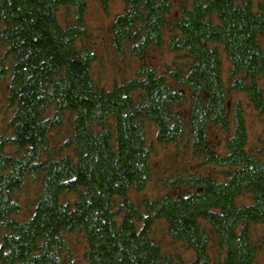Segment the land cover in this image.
<instances>
[{
    "label": "trees",
    "instance_id": "trees-1",
    "mask_svg": "<svg viewBox=\"0 0 264 264\" xmlns=\"http://www.w3.org/2000/svg\"><path fill=\"white\" fill-rule=\"evenodd\" d=\"M95 1L108 11L109 0ZM124 3L110 42L139 62L133 77L106 86L94 77L95 52L78 44L87 0H0V77L11 109L0 132V264H73V233L85 243V264H212L202 222L222 252L217 264H254L249 228L264 225V139L252 153L246 108L264 116V0H187L172 20V0ZM61 6L73 21L59 22ZM162 45L183 55L181 68L144 64ZM65 118L59 149L67 153L55 157L50 140ZM144 122L158 143L182 140L221 178L176 175L165 194L135 201L130 193L151 178ZM215 127L220 148L210 144ZM26 182L36 190L21 215ZM159 220L191 257L162 252L152 234Z\"/></svg>",
    "mask_w": 264,
    "mask_h": 264
},
{
    "label": "rangeland",
    "instance_id": "rangeland-1",
    "mask_svg": "<svg viewBox=\"0 0 264 264\" xmlns=\"http://www.w3.org/2000/svg\"><path fill=\"white\" fill-rule=\"evenodd\" d=\"M187 0H172L171 11L167 14L168 20H172L178 15L179 5L186 3ZM124 0H109L107 12H103L95 0H87L86 13L84 15L85 36L78 40L79 46H88L95 52L96 60L93 63V73L96 81L100 84L109 86L113 81H121L133 77L136 65L139 62L132 56L127 47L121 51L114 49L110 42L108 26L116 13L124 8ZM57 18L60 23L73 21V13L69 6H61L57 11ZM167 36H165V40ZM264 43V38L261 40ZM264 47V46H263ZM5 48L0 44V58ZM183 55L178 52H169L165 45L160 47H151L143 55L142 61L148 66H153L158 70L166 65L174 69L181 68L185 62ZM1 60V59H0ZM7 79L0 77V132L5 128L6 122L11 116V109L6 105L5 84ZM260 84L264 86V75L260 78ZM264 88V87H263ZM231 100L243 99L242 94H232ZM244 103V102H243ZM246 107V104H245ZM188 108L185 102L176 107L177 112L184 114ZM246 123L248 130L247 146L252 153H257L264 139V116L258 115L250 108H246ZM69 123L65 118L62 126L53 132L50 143L51 152L55 157L62 156L67 151L59 149L63 144L68 131ZM144 130L147 141L151 146V156L149 159L151 178L146 187L141 192H131L130 195L135 201L144 198L154 199L165 194L168 190V181L176 175H186L188 173H198L203 175H212L221 178L222 169L203 163L197 155L192 154L191 148L185 146L183 141L178 143L161 144L156 141L155 128L149 122H144ZM210 144L215 148H220L223 142L224 134L218 128H214L209 134ZM218 151H221L218 149ZM36 184L26 182L23 189L17 194L21 215H28L30 203L34 199ZM210 237L209 254L212 264H217L222 256L213 243V234L208 225L202 222ZM250 236L257 245V254L254 264H264V248L259 245V239L264 236L263 224H250ZM153 237L159 243L162 252L172 255H181L191 257L192 252L184 248L180 243H175L165 232L163 221H156L152 228ZM69 250L73 259V264H85L83 252L85 243L79 233H73L66 236Z\"/></svg>",
    "mask_w": 264,
    "mask_h": 264
}]
</instances>
